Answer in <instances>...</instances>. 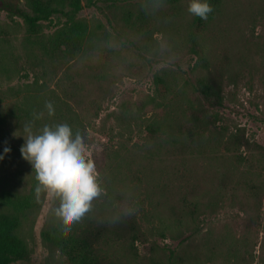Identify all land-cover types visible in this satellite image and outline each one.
Returning <instances> with one entry per match:
<instances>
[{
	"label": "rangeland",
	"instance_id": "obj_1",
	"mask_svg": "<svg viewBox=\"0 0 264 264\" xmlns=\"http://www.w3.org/2000/svg\"><path fill=\"white\" fill-rule=\"evenodd\" d=\"M73 19L76 25L63 12L42 21L41 34L56 47L49 55L32 42L21 16L0 9V153L5 146L11 148L0 160V194L12 200L26 194L36 200L35 171L21 155L23 137L14 133L22 134L29 120L38 128L66 118L84 129L85 155L94 160L103 187L93 209L73 228L115 254L134 242L131 222L136 221L148 237L135 240L140 253H149L154 243L151 251L164 263L169 248H175L189 259L185 264L199 254L201 264H221L223 252L203 255L200 235L192 241L185 240L188 232L173 237L158 230L160 222L151 215L162 203L157 188L173 191L177 177L186 185L190 174L185 162L178 165L176 177L168 157L189 154L190 144L179 139L176 148L168 133L153 131L149 123L170 121L184 132L190 128L189 117H195L205 188L210 187L213 172L208 162L215 152L221 155L220 164L231 167L232 177L246 174L248 179L253 170L264 169V0H221L207 27L187 11V0H96ZM60 32L69 39L67 45L55 41ZM192 35L204 43L209 69L196 64ZM202 75L219 92L220 106L212 107L193 91ZM46 100L53 102L54 116H48ZM236 152L251 156L253 165L239 164ZM151 153L167 159L151 161ZM42 198L34 222L23 226L29 253L10 264H73L43 237L44 229L59 224V219L53 211L55 193L47 190ZM214 198V207L202 215L204 229L211 228L215 237L236 239L238 258L252 251L254 256L241 259V264H264L260 246L254 244L264 231V197L258 203L241 196L237 202ZM134 203V215L115 219Z\"/></svg>",
	"mask_w": 264,
	"mask_h": 264
},
{
	"label": "trees",
	"instance_id": "obj_2",
	"mask_svg": "<svg viewBox=\"0 0 264 264\" xmlns=\"http://www.w3.org/2000/svg\"><path fill=\"white\" fill-rule=\"evenodd\" d=\"M167 1L175 3L179 0ZM211 1L213 2V11L209 13L208 18L201 19L197 16L198 23L205 27L208 26L219 12L221 0ZM22 2H24L23 4L28 10L22 7ZM95 2L96 0H86L85 3L82 0H0V9L5 10L11 15L21 16L29 29L30 36L33 38L32 42H35L45 53L53 55L56 47L50 41L45 40L44 35L41 34L42 21L52 19L57 13L65 12L72 19V24L76 25L77 21L73 19L74 16L85 6L94 5ZM65 29L66 27L63 30L65 31ZM61 35L62 33L60 37ZM55 41H60L61 44L67 45L69 39L61 37L55 39ZM191 41L192 48L198 54L196 64L203 69H209L210 65L205 53L204 43L199 41L196 35H192ZM163 83L166 89L169 88L167 82L163 81ZM192 87L193 91L199 93L212 107L222 104L219 92L205 75L200 76ZM189 120L190 128L184 132L178 125L172 124L170 121L163 122L161 119H153L149 123L153 131L168 133L170 135L169 139L171 138L176 148V143H178L179 139H182V142L186 141L190 144L189 154L175 152L168 157L176 168V177L178 165H184L185 162H188L187 169L189 168L190 174L187 184L182 185L183 182L177 177V183L174 184L175 190L171 191V188L165 186L157 188L160 191L159 196L162 203L158 202V205H155L154 213L151 215L153 217L156 216L160 222L161 227H158V230L169 231L173 237H177L183 232H188L185 240L192 239V241H195L200 235L198 237L200 241L199 246L202 247L204 256L211 257L216 251H221L223 252L221 264H241L244 258L253 255L252 251L249 250L241 258H238L239 248L236 244V239L233 240V237L230 236L215 237L211 228L204 229L203 224L205 223V219L202 215L205 214L208 208L214 207L216 204L215 196L219 197V200L228 198L234 202H237L240 196L245 199H252L255 203L262 201L264 197V169L253 170L252 173L255 178L252 176L247 179L246 174L240 175L237 178L232 177L231 167L227 166V164H220L221 155L215 152L212 154L210 162H208V166H211L213 172L210 187L205 188L201 184V176L203 177L204 173L200 171V165L203 164L201 156L203 151L197 143L199 130L195 123V117H189ZM234 137L238 139L239 135L234 134ZM155 154L151 153L148 155L151 161L156 159L163 162L167 159L160 157L157 159ZM234 156L239 164L246 163L249 166L253 165L251 156L247 154L236 152ZM189 164H191L190 167ZM120 166L122 168V164L118 163V171ZM199 175L200 177H198ZM218 180H223L224 184H220L219 182L218 185ZM232 182L235 183L232 185L230 184ZM0 190L4 191L3 188ZM171 193L174 196H171L172 200L169 202L167 198ZM42 195L43 193L38 202L37 200L30 199L26 194H17L16 200H12L5 194H0V264H10L28 255V240L23 236V226L29 220L34 222L42 205ZM205 198H209V200L205 201ZM161 206L163 212H161ZM131 231L134 242L128 243L127 249H123L115 254L108 253V249L104 250L100 243H96L90 235L76 230L73 226L70 231L64 232L61 230L60 223L56 225L52 224L44 229L43 237L52 245L59 246L61 251L68 256L73 264H76V262L78 264H85L88 261L91 264H185L188 262L189 259L187 260L175 248H169L167 262L164 263L158 260L153 255V252H155L154 243L149 247V253H140L138 247L135 245V240L148 241L147 232L136 221L131 222ZM262 232L261 240L255 241L254 244L255 246H260L259 259L264 260V231ZM161 234L164 233L161 232ZM248 238L245 240L247 241ZM248 241L250 242V238ZM201 256L200 254L195 255L194 258L190 259L189 263L201 264Z\"/></svg>",
	"mask_w": 264,
	"mask_h": 264
},
{
	"label": "clouds",
	"instance_id": "obj_3",
	"mask_svg": "<svg viewBox=\"0 0 264 264\" xmlns=\"http://www.w3.org/2000/svg\"><path fill=\"white\" fill-rule=\"evenodd\" d=\"M187 11L201 19H207L213 11L210 0H187ZM49 117L55 115L54 104L45 101ZM43 116L40 113L37 119ZM24 139L20 147L22 157L35 171V198L47 190L55 193L53 211L57 214L61 230L68 232L94 207V200L100 197L103 187L93 159L85 155L86 133L81 125L61 118L52 123L36 127L34 120L22 125ZM11 151L5 146L0 160ZM137 211L136 203L122 209L121 216L130 217ZM113 223L114 220H110Z\"/></svg>",
	"mask_w": 264,
	"mask_h": 264
}]
</instances>
